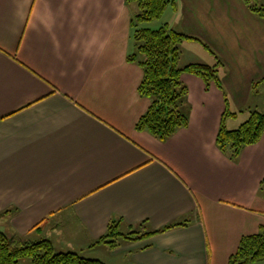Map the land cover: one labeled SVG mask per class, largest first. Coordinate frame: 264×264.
Listing matches in <instances>:
<instances>
[{"label":"crops","instance_id":"obj_1","mask_svg":"<svg viewBox=\"0 0 264 264\" xmlns=\"http://www.w3.org/2000/svg\"><path fill=\"white\" fill-rule=\"evenodd\" d=\"M172 1L148 25L197 38L181 44L180 65L218 57L222 87L183 73L189 124L160 140L136 128L151 104L128 60L137 5L0 0L1 232L106 264H229L264 227V134L237 159L216 141L227 109L231 129L248 108L264 111V83L252 90L264 78V19L244 0ZM113 219L126 233L188 223L92 246Z\"/></svg>","mask_w":264,"mask_h":264},{"label":"trees","instance_id":"obj_2","mask_svg":"<svg viewBox=\"0 0 264 264\" xmlns=\"http://www.w3.org/2000/svg\"><path fill=\"white\" fill-rule=\"evenodd\" d=\"M126 1L128 4L137 5L138 8L131 21L133 49L128 55V60L136 62L143 68L144 77L139 92L151 100L150 107L138 120L136 128L148 131L160 140H166L189 124V117L183 109L188 87L181 80L182 74H194L201 77L207 86L215 82L222 87L220 72L223 63L217 57V62L213 65L206 63L180 65L181 44L187 39L197 38L178 31L167 23L158 28L148 25L162 18L167 7L172 4V0ZM244 1L255 14L264 19V4L260 0ZM263 83L264 78L255 81L252 90L258 92ZM248 113V118L233 129L225 125V118L236 113L229 109L224 113L216 141L219 148L232 159H237L246 146L258 143L263 137L264 111L248 108ZM260 191L264 195V178ZM121 223L122 219H113L105 234L92 246L107 243L115 248L119 245L120 238L139 240L187 225L188 222L177 221L146 232L138 227L127 233L121 230ZM27 257L31 258L29 264H106L101 259L85 257L75 251H56L48 238L30 240L24 235L17 233L9 235L0 231V264H23L28 260ZM262 260H264V227H261L258 233L242 237L229 264H252Z\"/></svg>","mask_w":264,"mask_h":264},{"label":"rangeland","instance_id":"obj_3","mask_svg":"<svg viewBox=\"0 0 264 264\" xmlns=\"http://www.w3.org/2000/svg\"><path fill=\"white\" fill-rule=\"evenodd\" d=\"M162 19H163V17H162ZM153 25L156 26V24H153ZM158 27H159V26H158ZM186 45H187V44H186ZM181 47H182L183 49H186V50H187V48H186L187 46H182V45H181ZM183 57H184V58H182V61H183V62H188V61H190V58H191V57H190V55H189L188 52H186L185 55H184ZM262 90L264 91V87H261V91H262ZM27 259H28V260H25V261L23 262V264H26V263L29 264V262H31V258H30V257H27ZM26 261H28V262H26Z\"/></svg>","mask_w":264,"mask_h":264}]
</instances>
